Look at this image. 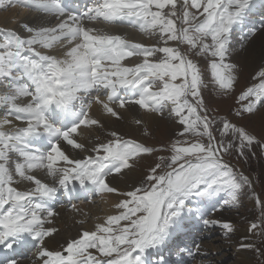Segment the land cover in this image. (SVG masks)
I'll list each match as a JSON object with an SVG mask.
<instances>
[{
  "label": "snow or ice",
  "instance_id": "snow-or-ice-1",
  "mask_svg": "<svg viewBox=\"0 0 264 264\" xmlns=\"http://www.w3.org/2000/svg\"><path fill=\"white\" fill-rule=\"evenodd\" d=\"M21 2L56 23H23L26 37L10 30L0 42V85L5 89L0 92L4 110L0 116V251L35 242V264H145V253L164 246L179 230L187 202L225 191V205L239 204L243 189H250L252 181L224 157L232 152L246 157L254 146L264 154V142L223 118L217 129L219 139L213 134L216 119L207 115L196 58H207L212 82L221 93L234 90L237 66L226 62L230 36L251 13L253 0H90L79 11L63 0ZM97 22L138 26L153 42L132 43L92 26ZM57 44L64 49L61 57L41 51L53 50ZM181 45L187 50L182 51ZM261 52L264 55V49ZM131 57L142 59L124 63ZM251 80L236 97L237 117L264 107V65ZM101 90L105 100L100 98ZM121 90H128L132 98L121 95ZM93 91L95 102L111 117L120 118L112 105H138L159 114L169 109L182 131L166 149L124 139L113 131L112 138L96 143L89 155L70 156L62 145L84 150L75 138L82 126H102L90 114L91 103L83 99ZM43 138L48 150H34L32 142ZM157 151L171 154L149 165L138 184L126 191L110 186L109 177L126 175L143 155ZM40 170L55 183L42 182L33 174ZM24 182L34 187L19 190ZM73 182L117 193L121 197L114 204L117 214L69 239L61 250H49L45 240L56 229L45 227L52 221L41 213L47 212V217L55 213L33 198L53 200L57 185L67 189ZM255 203L261 209L260 223H251L248 231L260 229L264 234V201L256 196ZM189 211L199 213V208ZM200 218L206 227L219 225L226 233L233 231L228 222L205 219L202 213ZM195 248L196 253L188 249V255L197 254L199 245ZM7 264L18 261L8 258ZM157 264L167 261L160 259Z\"/></svg>",
  "mask_w": 264,
  "mask_h": 264
},
{
  "label": "rangeland",
  "instance_id": "rangeland-1",
  "mask_svg": "<svg viewBox=\"0 0 264 264\" xmlns=\"http://www.w3.org/2000/svg\"><path fill=\"white\" fill-rule=\"evenodd\" d=\"M14 1L15 0L12 1V4L7 5L2 11L6 20L9 22H14L16 19H21L30 11H32L26 6H24L23 9L18 8L19 6L23 5L21 3L16 5ZM71 1L73 0H67L66 4ZM253 3L254 7L251 13L245 18L244 22L234 26L233 28L230 36V54L237 62L240 54L248 49L247 51L249 55V61H253L252 56L257 55L259 60L257 68H259L260 66L264 65V55H262L261 52V50L264 49V31H261L262 26H264V0H253ZM71 6L75 9L79 8V6H75V2H72ZM54 24L55 23H51L48 25L52 26ZM242 28H244L243 33H240L239 30ZM252 30H254L256 33L254 36L250 35V31ZM135 31L138 30L135 29ZM6 37H8L7 34ZM123 38L125 39L126 37L123 36ZM134 42L140 43L138 41ZM180 47L182 51L187 50L186 46L184 45H181ZM41 51H51L52 53L60 51L58 57H61L64 49L60 44H57L53 50L41 49ZM136 58L137 57H131L126 61H129L130 64H133L139 62L142 59L141 57H138L137 59ZM196 59L202 71V96L207 109V115L210 119H216V124L213 126V134L219 139V133L217 129L221 126L220 120L223 118L228 119L239 126L245 127L249 132L256 135L257 138L261 140V142H264V107H260L258 111L251 115L244 114L243 117H237L235 115L236 111L239 109V105L236 103V97L246 86L253 83L251 76L247 72V68L242 66L239 69H235L237 80L234 85V90L230 94L225 95L221 93L217 86L212 82L211 71L209 68H207V58ZM126 61H124V63H126ZM241 72L245 73V81H243V79L240 77ZM94 93L95 91H93L91 95ZM120 94L130 98L127 95L122 93ZM103 99H106L105 94L101 100ZM95 104L97 103L94 100L93 103H91V110L95 109L93 108ZM136 106L138 109L135 112H130L125 109L118 110L120 115L118 120L123 121V128L125 131L124 139H133L139 143H143L145 146L154 147L157 149H166L172 141L178 138L177 133L182 131V126L176 123V118L170 114L169 109H165L163 114L150 112V117L148 118L147 112H145L143 109H140L138 105ZM91 116L97 118L96 114H91ZM114 119L117 118L106 114L100 120L102 126H82V134L96 136L100 130H104L105 124L109 127L111 132L116 131L112 126V121ZM137 119L141 120L142 123L137 125L135 123ZM111 138L112 137L109 135L108 139ZM227 139H230V137L226 138L225 142H227ZM47 150L48 148L46 147L42 152H46ZM170 154L171 153L168 151H157L153 154L143 155L133 168V170L136 171L139 176V180H136V184H138L143 178L144 174H146L149 165L154 166L156 163H160L161 161L158 159L159 157H168ZM224 159L235 169L243 171L244 174L248 175L252 181V187L250 189L248 187L243 189V192L239 198V204L235 206L225 205L224 203H221V200L218 201L219 194L222 192V199H227V192L225 191L219 192L216 194V196L211 198H198L197 200L199 201L197 203H193L196 199L187 202V206L183 213L184 218L181 222V227L179 230L173 232L172 236L164 246L158 249H150L146 252V254H150L151 252L153 257V251H157L156 255L160 253L163 260L173 263V256L177 253L175 251L177 249L174 248L176 242H174L172 237L177 236L179 233L180 238L182 237L183 241H181L182 247L180 251H177L179 252L180 257H183V259L186 261L187 259L184 258V256L189 257L190 261H187L188 264H244V256L239 250L241 248L240 234H245L246 236L248 234V243H250L252 249L255 250L256 255H258L259 258V260L256 262L254 261L253 264H264V234H261L260 229H256L253 232L248 231L251 223H260L259 218L261 216V209L257 207L255 203V197L258 196L260 200L264 201V154L261 153L258 146H254L252 151L249 152L246 157H241L235 152H232L229 155H225ZM50 181H53V178ZM94 201L95 202L93 205L90 206L91 211L89 216L82 220L83 222L75 223V228L82 229L84 231L90 227L89 229L93 230L94 226L97 223H100V220H105L107 218V215L102 209V201ZM191 204H193V207H191ZM218 204L220 208H217ZM208 206H211V208L213 207L212 211L214 213L208 211ZM195 208H199V211L204 213L203 218L205 219H216L221 223H230L233 227V231L231 233H226V231L219 225L214 227H206L200 218V213H193L189 211V209ZM70 228L72 227L66 225L64 231L61 232L60 235L67 233L69 234ZM195 245H199V252L192 256L188 255V249H191L193 253H196ZM20 247H26V245ZM25 250L26 253L23 254L20 252L12 259L17 260L18 264H35L33 259L36 256L37 247H28ZM17 257L19 259H17ZM152 257H149V260L152 264H155L156 261ZM8 258L6 260H2L0 258V264H7Z\"/></svg>",
  "mask_w": 264,
  "mask_h": 264
},
{
  "label": "bare ground",
  "instance_id": "bare-ground-1",
  "mask_svg": "<svg viewBox=\"0 0 264 264\" xmlns=\"http://www.w3.org/2000/svg\"><path fill=\"white\" fill-rule=\"evenodd\" d=\"M72 2H75V6L77 5V6H79V8L78 9L73 8L71 6ZM85 2H86V0H73V1L69 2L68 5L70 6L71 10L79 11V10H82L84 8ZM10 4H12V0H3V4H0V31H1L0 37L4 36L6 34L8 35V32L10 30L15 31L19 35L26 37L28 34L26 32H24V30L20 27V25L23 23H27V24L33 25V26L41 24V23H45V24L56 23L55 18L42 17L40 13L33 11V10L30 11L23 18L16 19L14 22H9L8 20H6L5 15H4V13H2V11L4 10V8L7 5H10ZM92 26L99 28V29H102L104 31H107L111 34H118V35H121L122 37L124 36L127 38V39L126 38L125 39L128 41L134 40V41H138V42L144 43V44H150L153 42V38L145 36L143 33H141L138 29V26L137 27L128 26V27L122 28L123 23L118 24L116 26H112V25L104 24L102 22H97ZM135 29H137L138 31H135ZM3 40L0 42H3ZM134 41H130V42L135 43ZM247 50L248 49H246V51H244L240 54L237 62L232 58L231 54L227 57L226 62L235 64L237 66L236 69H239L242 66H245L247 68L248 74L252 77L255 74V71L258 70L257 66H258L259 60H258L257 55H254V56H252L253 61H249V55H248ZM59 52H53V54H56L58 56ZM126 63L130 64L129 61H126ZM240 77H241V79H243V81H245L246 77H245L244 72L240 73ZM1 89H2V91H1ZM4 90L5 89L3 88V85H0V92H3ZM102 92H103V90H101V93ZM112 106L115 108L116 111L125 109V110H128L130 112H135L138 109L136 105H128L125 108H118L116 105H112ZM93 108H95V109L89 110L90 114H96L97 118L99 120H101L102 117L104 115H106V113H104L101 105L95 104V106ZM3 113H4V110L0 109V115L1 116L3 115ZM149 113L150 112H147L148 118L150 117ZM151 118H155V117H151ZM17 123H19V122H17ZM112 126L115 128V130H116L115 132H117L122 138H124L125 131L123 128V121L122 120L120 121L118 119H114L112 121ZM78 131H79V134L76 135L75 138H76L77 142L84 144V150H79V149L73 150V149H71L70 146L62 145L70 156L75 155V156H77V158H82L85 155H89L90 152L88 150H90L92 147H94L96 143L106 142L108 140L109 134L111 132L109 127L106 124L104 125V130H100L96 136L83 135L81 129H79ZM33 174L37 178H39L42 182H45V183H48L51 185L50 180L52 179V177L47 176L46 172H44L43 170L35 171ZM136 180H139V176H138L137 172L134 171L133 169H132V171L127 172L126 175H115L114 174L113 177H109L110 186H114L120 191L129 190L131 188V186L134 183H136ZM31 187H34V185H32L28 182H24L18 186L19 190H27ZM102 193L103 194H101V197L96 202H98L99 200L102 201L103 212L107 216L117 214L118 210H116L114 208V204L117 203L121 197L117 193H107V192H102ZM87 208H89V209H87ZM90 211H91L90 205H88V206H76L71 211H66V212L58 211L57 213H55V215L52 218L47 217L48 219H51L52 223L51 224L46 223L45 227L46 228H48V227L55 228L56 232H54L50 238H46L45 247H47L49 250H60L61 247L63 245H65L69 239L78 238V236L82 233L83 230L75 228V226H76L75 223L83 222L82 220L86 219L89 216ZM41 216H42V218H45L42 213H41ZM104 221L105 220H100V223H103ZM66 225H69L72 227L69 229L70 233L60 235L61 232L64 231V228ZM89 228L90 227H88L87 230L91 231ZM247 237H248V234H247V236L245 234H240L241 243H246V244L250 245V243H248ZM239 250L242 253V255L244 256V264H253L254 261L256 262L259 260L258 255H256V252L254 249H252V247H250V248H242L241 247ZM33 260L35 261V257Z\"/></svg>",
  "mask_w": 264,
  "mask_h": 264
}]
</instances>
